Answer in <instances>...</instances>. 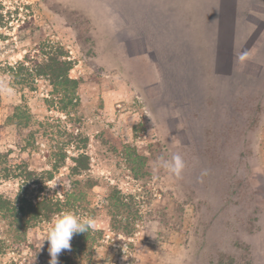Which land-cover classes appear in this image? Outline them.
<instances>
[{
    "label": "rangeland",
    "instance_id": "rangeland-1",
    "mask_svg": "<svg viewBox=\"0 0 264 264\" xmlns=\"http://www.w3.org/2000/svg\"><path fill=\"white\" fill-rule=\"evenodd\" d=\"M0 16V77L59 47L79 83L64 112L46 80L0 78V197L94 218L77 264H264V0H0ZM173 154L181 179L158 167ZM58 215L0 210V264H48Z\"/></svg>",
    "mask_w": 264,
    "mask_h": 264
},
{
    "label": "trees",
    "instance_id": "trees-1",
    "mask_svg": "<svg viewBox=\"0 0 264 264\" xmlns=\"http://www.w3.org/2000/svg\"><path fill=\"white\" fill-rule=\"evenodd\" d=\"M42 55L44 56V60L40 63H33L29 60L27 62L25 60L22 62H18L14 66H7L6 72L3 73L6 78L3 75L0 78H4L5 80L12 78L15 81L16 86L27 88L30 87V89L33 88L34 83L38 79L46 80L52 87L51 95L59 99V110L64 112L73 110L77 107V104L79 102L76 93L79 83L77 80L71 79L69 77V71L72 69L71 60H68L66 58L65 52L59 47L55 48V51L53 53L42 52ZM15 112L16 113L13 116L14 120H16L17 122H21V124L24 125L23 127L27 128L31 124V119L28 111L24 110L21 107H16ZM24 133L29 135L30 139L34 137L33 133L30 131H24ZM66 157L67 156L65 152L61 149V153L58 157L59 163L64 162ZM86 160L87 158L85 155H79L77 159L73 158L76 166L72 168V171H78L79 169L83 170V167L87 166L85 162ZM23 173L25 175L24 177L27 176L29 178V176H34L32 172H29L26 169L23 171ZM46 173L47 175L49 174V172ZM9 177L10 172L8 170H4L2 174L0 172V179H8ZM84 186H86L88 189V187L90 186L93 187L94 184H91V182L87 181ZM77 191L78 192H76V194L71 197L74 198V200H84L85 195H82V191L80 192L81 194L79 193V190ZM20 195L21 193L18 194V198L19 200H23V204L19 206H15L9 201H5L7 199H3L2 197H0V210L9 212L11 217L16 221L21 220V217H26V220L21 221V223H25L26 221L30 222L32 220L37 221L38 219H48L50 216L58 215L59 213H61V209L67 205V202L62 203L58 200L53 201L52 199L48 198L41 199L42 201L32 204L30 201H24L29 200L27 196ZM74 236H76L77 240L81 239L82 244L78 243L80 245L75 244L74 246H72L71 251L73 253V256L62 257L61 261H59V264H77L75 260L78 261L80 259L79 255H83V253L85 252V245L87 244V242H89V231L87 233L75 234Z\"/></svg>",
    "mask_w": 264,
    "mask_h": 264
},
{
    "label": "clouds",
    "instance_id": "clouds-1",
    "mask_svg": "<svg viewBox=\"0 0 264 264\" xmlns=\"http://www.w3.org/2000/svg\"><path fill=\"white\" fill-rule=\"evenodd\" d=\"M253 54L250 50L239 51L236 55V63L241 69L251 61ZM9 93L11 88L6 89ZM158 167L165 169L168 173L176 177L182 178L185 169V161L179 154H173L170 159L160 158ZM206 174V173H205ZM56 184L51 185L50 188ZM95 227V220L92 217H81L71 211H65L58 215L48 228L47 234L40 244L48 242V253L50 260L48 264H59L58 256L64 250H71V240L75 234L87 233Z\"/></svg>",
    "mask_w": 264,
    "mask_h": 264
}]
</instances>
